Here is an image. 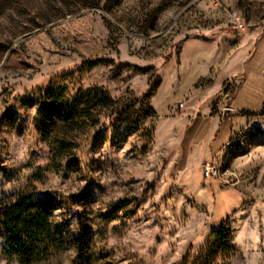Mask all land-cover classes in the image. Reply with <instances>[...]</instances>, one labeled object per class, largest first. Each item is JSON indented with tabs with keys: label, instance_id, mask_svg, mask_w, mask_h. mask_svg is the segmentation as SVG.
Masks as SVG:
<instances>
[{
	"label": "rangeland",
	"instance_id": "1",
	"mask_svg": "<svg viewBox=\"0 0 264 264\" xmlns=\"http://www.w3.org/2000/svg\"><path fill=\"white\" fill-rule=\"evenodd\" d=\"M94 91L112 103L60 119ZM207 109L232 138L208 159ZM21 196L56 201L69 245L38 264H264V0H0V200Z\"/></svg>",
	"mask_w": 264,
	"mask_h": 264
},
{
	"label": "trees",
	"instance_id": "2",
	"mask_svg": "<svg viewBox=\"0 0 264 264\" xmlns=\"http://www.w3.org/2000/svg\"><path fill=\"white\" fill-rule=\"evenodd\" d=\"M102 61L97 60L93 65H98ZM81 93L72 100H66L63 92L59 94V99L66 105L60 116L61 120L68 121L74 113L86 103L97 102L98 106L112 103L111 99L103 92L94 91ZM150 91L144 97L148 100L153 96ZM52 94L50 91L48 95ZM57 210V203L53 198H35L21 196L13 202L0 200V238L3 240V253L10 260H17L22 264H38L40 260L49 255L52 251H64L69 245L65 243L54 228V217ZM226 225H222L219 230L213 231L212 238L220 246H224L229 253L234 252L231 243L233 235L231 229L226 230ZM83 237L76 242L79 253L84 252ZM227 243V244H225Z\"/></svg>",
	"mask_w": 264,
	"mask_h": 264
},
{
	"label": "crops",
	"instance_id": "3",
	"mask_svg": "<svg viewBox=\"0 0 264 264\" xmlns=\"http://www.w3.org/2000/svg\"><path fill=\"white\" fill-rule=\"evenodd\" d=\"M226 78H227V76L223 77L222 81L220 82L219 87L223 86V82ZM225 123H226V120H225L224 116L213 115L211 110H209V109L205 110L204 116H202V118L199 119L200 128H201V130H204V133H205L203 136L204 139H207L206 138L207 129H210V130L212 129L213 134H216V132H218V136L216 137V139H214V137H213L212 141H209V142L207 139L206 152H205V156H204V157H206V159H208L212 155V153L213 154H214V152L219 153V152H221V150H223L224 148H226L229 145L232 138H231V133L229 132L230 130H228V127H226V131L219 138V133H220L219 131H221V129ZM199 159L201 160V157Z\"/></svg>",
	"mask_w": 264,
	"mask_h": 264
},
{
	"label": "built area",
	"instance_id": "4",
	"mask_svg": "<svg viewBox=\"0 0 264 264\" xmlns=\"http://www.w3.org/2000/svg\"><path fill=\"white\" fill-rule=\"evenodd\" d=\"M236 26L238 27H242V25L238 24L237 22L235 23ZM205 173L207 177L212 176L213 178H221L222 175H228L229 174V170H225L224 172H220L216 166H212V165H207L205 167Z\"/></svg>",
	"mask_w": 264,
	"mask_h": 264
}]
</instances>
